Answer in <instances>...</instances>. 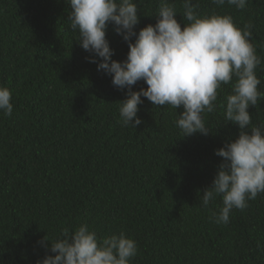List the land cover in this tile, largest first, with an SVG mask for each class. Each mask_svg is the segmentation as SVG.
<instances>
[{
  "label": "trees",
  "instance_id": "trees-1",
  "mask_svg": "<svg viewBox=\"0 0 264 264\" xmlns=\"http://www.w3.org/2000/svg\"><path fill=\"white\" fill-rule=\"evenodd\" d=\"M135 31L157 20L159 0H134ZM183 28V0H168ZM196 11L231 15L261 63L258 91L264 94V0L244 9L193 0ZM65 0H0V86L12 93L13 112H0V264H37L46 252L38 241L81 223L99 237L123 232L137 244L130 264H264V193L233 209L216 224L217 196L202 206L222 158L214 154L234 140L237 125L220 104L232 83L218 90L216 110L203 113L208 135L184 136L176 126L182 106L138 105L142 123L123 126L118 90L111 76L86 59L78 33L67 20ZM111 59L123 61L128 46L109 24ZM134 37L132 40L134 41ZM233 77V82L235 81ZM138 81L133 91L146 88ZM247 111L264 126V95ZM259 245V247H258Z\"/></svg>",
  "mask_w": 264,
  "mask_h": 264
},
{
  "label": "clouds",
  "instance_id": "clouds-1",
  "mask_svg": "<svg viewBox=\"0 0 264 264\" xmlns=\"http://www.w3.org/2000/svg\"><path fill=\"white\" fill-rule=\"evenodd\" d=\"M71 11L70 28L78 33L77 42L86 52L89 62L97 70L111 76L118 90L127 89L126 99L119 103V117L123 126L142 123L137 116L141 97L155 106L178 107L176 126L184 136L196 133L208 135L203 113L216 110L218 90L232 83L231 94L220 104L226 121L237 125L238 136L216 149L222 158L211 186L203 190L202 206L217 196L222 207L212 211L210 219L227 224L233 209L244 210L248 201L264 193V126L252 125L247 111L256 106L262 94L256 68L261 59L256 54L248 23L238 28L231 15L200 14L198 4L183 0V28L177 22L174 5L159 0L156 23L138 32L137 4L134 0H65ZM248 0H211L216 6L225 4L244 9ZM127 43V57L123 61L111 59L113 50L106 39L108 25ZM135 38L134 41L132 38ZM233 77L235 81L233 82ZM143 80L147 85L139 91L132 87ZM12 93L0 86V112H13ZM46 252L37 264H130L137 255L136 242L123 232L99 237L89 226L81 223L74 230L63 228L53 239L46 235L38 241ZM259 247V245H258Z\"/></svg>",
  "mask_w": 264,
  "mask_h": 264
}]
</instances>
